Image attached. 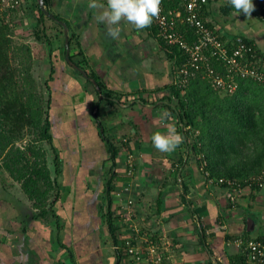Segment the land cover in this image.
Here are the masks:
<instances>
[{"label": "crops", "instance_id": "obj_1", "mask_svg": "<svg viewBox=\"0 0 264 264\" xmlns=\"http://www.w3.org/2000/svg\"><path fill=\"white\" fill-rule=\"evenodd\" d=\"M89 2L47 0L48 10L73 32L71 61L101 86L65 57L59 60L65 50L58 42L50 41V49L39 43L48 58L52 50L46 71L51 142H43L50 151L42 145L54 204L38 213L0 158V264H114L113 235L139 246L145 239L157 242L168 264H264V186H242L231 204L225 187L199 164L201 154L192 146L197 132L181 121L171 92L174 65L151 32L153 21L136 29L122 20L113 38L96 19L106 0H96L95 9ZM253 3L250 17L237 14L228 0H206L201 14L226 39L250 42L264 62V20L260 0ZM32 16L22 17L33 27ZM170 128L183 141L162 153L151 135ZM253 240L263 243L257 261L247 255ZM118 264L132 262L120 257Z\"/></svg>", "mask_w": 264, "mask_h": 264}, {"label": "trees", "instance_id": "obj_2", "mask_svg": "<svg viewBox=\"0 0 264 264\" xmlns=\"http://www.w3.org/2000/svg\"><path fill=\"white\" fill-rule=\"evenodd\" d=\"M43 1L47 8V0ZM178 4V0H167L165 8L177 7ZM22 10L28 17L35 13V24L31 26L35 41H43L50 49L51 39L44 36L45 32L40 29L47 17L41 12L37 0H25V8ZM29 11L30 15H27ZM52 14L56 23L63 22L58 15ZM32 19L34 20L33 16ZM0 20V158L11 177L21 183L24 192L33 200L34 207L39 209L38 213H42L45 208L49 209L54 204L55 198L51 202L46 199L54 190V182L49 174L46 152L42 145L44 141L51 142L47 111L50 98L48 96L44 99L41 92L35 91L34 80L30 76L26 82L18 79L11 61L17 53H23L22 55L30 58V46H15L10 33L16 22L11 26L1 17ZM67 27L71 47L75 40L69 25ZM59 28L62 30L61 25ZM180 28L187 40L196 39L193 29L189 26L180 24ZM151 32L158 37L154 21ZM220 38L225 39L222 35ZM245 44L250 48L253 46L248 41H245ZM161 47L174 65L181 63L183 56L178 47L164 42ZM63 49L65 50V45ZM255 52L254 58H257L259 54L258 51ZM251 54L253 55L246 52L245 58L254 60L253 57L249 58ZM49 55H52V50ZM212 65L217 73L225 76V70L219 61L212 60ZM89 76L101 86L95 75L90 73ZM48 78L50 79V76ZM236 80V89L228 92L213 86L211 79L198 71L183 84L176 78L171 92L179 103L181 121L197 132V139L192 146L201 154L199 164H203V172L207 178L214 183L219 178L232 180L243 186L264 169V83L250 77H237ZM87 82L91 83L90 80ZM44 85L49 91L47 80ZM30 134L35 138L27 139L21 146L17 145ZM108 143L109 152L114 158V145L110 141ZM113 238L114 245L119 247L114 250L117 257L114 264L119 263L120 257L130 262L125 240H118L114 235Z\"/></svg>", "mask_w": 264, "mask_h": 264}, {"label": "built area", "instance_id": "obj_3", "mask_svg": "<svg viewBox=\"0 0 264 264\" xmlns=\"http://www.w3.org/2000/svg\"><path fill=\"white\" fill-rule=\"evenodd\" d=\"M165 1L167 0H160V11L153 21L161 41L178 47L183 56L180 64H173L176 78L180 79V83L187 82L189 77L197 74L198 71L202 72L203 76L209 77L213 86L228 92L236 89L237 77H250L264 83V62H261L259 57L254 58L256 52L246 46L240 38L221 40L220 33L213 30L204 20L201 9L206 4V0H178L177 7L167 9ZM23 8H25V0H0V17L10 15L4 21L11 25L16 16H22ZM260 16L264 20V0H260ZM180 24L193 29L196 39L187 40ZM246 52L253 53L249 58L253 57L254 60L245 58ZM212 60L220 62L225 70V76L214 70ZM216 183L225 187L227 199L234 204L237 192L242 187L241 184L221 178ZM245 185L253 188L263 187L264 169ZM145 240L147 242L145 246H139L133 243V240L125 239V248L132 264H168L157 242ZM117 248L118 245H113L114 250ZM262 249L263 243L260 240L249 242L247 249L249 259L257 261L263 257Z\"/></svg>", "mask_w": 264, "mask_h": 264}, {"label": "clouds", "instance_id": "obj_4", "mask_svg": "<svg viewBox=\"0 0 264 264\" xmlns=\"http://www.w3.org/2000/svg\"><path fill=\"white\" fill-rule=\"evenodd\" d=\"M228 2L237 14L243 13L248 17L255 9L253 0H228ZM88 6L93 9L98 7L96 0H90ZM159 11L160 0H106V7L96 19L101 24L106 23L108 34L116 38L121 32L119 24L122 20L134 25L136 29H144L152 23ZM69 59L71 61L70 57ZM162 115L167 117L168 114ZM182 141L183 137L173 128L167 133L157 131L151 135L153 147L162 153L174 151Z\"/></svg>", "mask_w": 264, "mask_h": 264}, {"label": "rangeland", "instance_id": "obj_5", "mask_svg": "<svg viewBox=\"0 0 264 264\" xmlns=\"http://www.w3.org/2000/svg\"><path fill=\"white\" fill-rule=\"evenodd\" d=\"M29 13H30V11L27 12V15H30ZM23 15H24V13H22V16ZM22 16H21V18L18 17V16H16L14 18L12 25L15 22L16 23L14 24V26L11 25L13 27V29H12L13 31H11L10 34L12 36V40L14 42L13 44L15 46L19 47L21 44H27L28 46H30V50H31L30 55L31 56L29 58L26 55H22L23 53H20V54L17 53V55H15V53L13 52L14 55H15L14 56L15 58H13V60L11 61L12 62V66H13V68L16 70V72L18 74V79L19 80L26 82L27 80H29L28 76H30V78L34 80L33 87L35 86L34 87L35 91L37 93L41 92L43 94L44 99H47L49 94H48V91H47L44 83H45V80L47 79L46 77L48 76L46 71H47V69H49V67H51V64H52L51 59H50L51 56L49 55V58H48V55H46V51L44 49L45 45L40 46L39 43L43 42V41H35L34 34H33V28H31V24L30 23H25V19H27V17H22ZM8 17H10V15L5 16L2 19L8 18ZM43 22H44V24L40 25L41 26L40 29H43V31L45 32L46 35H44V36H48L53 43H57L58 42V45L60 46V48H62V47L64 48V34H63V31L59 27H54L52 25L54 23L51 24L49 21H47L46 23H45V21H43ZM47 26H49V27H47ZM51 27H53V28H51ZM55 50L57 51V49H55ZM58 52L61 53L62 49L58 48ZM62 55L63 56H61V55L59 56V60L60 61H62V59H64L65 52ZM68 63H69V61H68ZM73 64H75V63H73ZM71 67H73V66H71ZM59 75H60V78H61L62 77L61 73H59ZM57 76H58V74H57ZM182 93H183V91H182ZM56 99H58V98L56 97ZM56 108H57L56 107V103L55 102L52 103V113H50L52 118L55 115ZM193 132H196V131H193ZM25 138L34 139L35 136L30 134L29 136L26 135ZM43 144L48 149V151H50L49 146H47L46 143H43ZM17 145L21 146L23 144L22 143H17ZM49 162H50V164H52L51 160H49ZM26 196L28 197L27 194H26ZM51 198H52V194L50 195V199ZM30 200H31L32 206H34L33 205V200L32 199H30Z\"/></svg>", "mask_w": 264, "mask_h": 264}, {"label": "water", "instance_id": "obj_6", "mask_svg": "<svg viewBox=\"0 0 264 264\" xmlns=\"http://www.w3.org/2000/svg\"><path fill=\"white\" fill-rule=\"evenodd\" d=\"M38 6L41 10V12L47 17L50 18L52 20H54L53 14L51 12H49V10H47V8L44 5V1L43 0H37ZM63 29L64 32V44H65V58L67 61H69V63L71 64V66H73L75 69H77L80 73H82L85 77L89 78L87 76V74L83 71V69H81L79 66L73 64L70 59H69V34H68V27L67 25L62 22V21H57ZM93 84L96 86L95 81L92 78H89Z\"/></svg>", "mask_w": 264, "mask_h": 264}]
</instances>
